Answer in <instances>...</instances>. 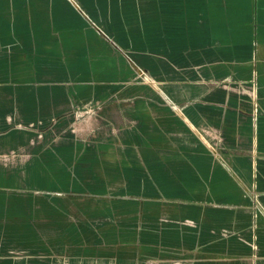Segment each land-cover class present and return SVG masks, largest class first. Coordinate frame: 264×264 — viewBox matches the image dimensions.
I'll use <instances>...</instances> for the list:
<instances>
[{"label": "crops", "instance_id": "crops-1", "mask_svg": "<svg viewBox=\"0 0 264 264\" xmlns=\"http://www.w3.org/2000/svg\"><path fill=\"white\" fill-rule=\"evenodd\" d=\"M0 264H264V0H0Z\"/></svg>", "mask_w": 264, "mask_h": 264}, {"label": "rangeland", "instance_id": "rangeland-1", "mask_svg": "<svg viewBox=\"0 0 264 264\" xmlns=\"http://www.w3.org/2000/svg\"><path fill=\"white\" fill-rule=\"evenodd\" d=\"M110 207H112V209H113V213L115 214V213L117 212V210H116V209H114V207H113V206H110ZM125 213H126V211H125Z\"/></svg>", "mask_w": 264, "mask_h": 264}]
</instances>
